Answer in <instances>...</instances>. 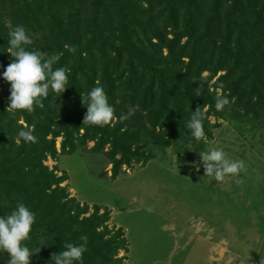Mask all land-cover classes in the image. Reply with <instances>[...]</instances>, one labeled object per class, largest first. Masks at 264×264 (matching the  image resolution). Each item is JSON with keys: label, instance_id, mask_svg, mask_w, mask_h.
I'll use <instances>...</instances> for the list:
<instances>
[{"label": "trees", "instance_id": "obj_1", "mask_svg": "<svg viewBox=\"0 0 264 264\" xmlns=\"http://www.w3.org/2000/svg\"><path fill=\"white\" fill-rule=\"evenodd\" d=\"M9 23L26 28L33 39L27 50L55 53L53 68L69 69L66 91L50 90L44 107L32 113L7 112L11 85L3 72L14 60ZM219 71L212 86L222 88L232 106L263 120L264 0H0V218L21 202L35 213L24 241L31 264H55L52 254L63 251L64 242L82 243L81 235L87 236V251L75 264H121L118 252L126 250L123 233L107 228V216L85 215L61 185L63 177L43 162L56 155L59 135L62 152L91 140L98 148L111 141L109 125H83L82 95L99 82L114 108L147 113L152 137L195 143L187 123L195 105L214 108L218 93L208 84ZM139 119L136 112L130 117L137 124ZM130 120H119L120 126L133 128ZM25 125L36 143L16 142ZM128 138L137 139L138 132ZM8 260L0 252V264Z\"/></svg>", "mask_w": 264, "mask_h": 264}, {"label": "rangeland", "instance_id": "obj_2", "mask_svg": "<svg viewBox=\"0 0 264 264\" xmlns=\"http://www.w3.org/2000/svg\"><path fill=\"white\" fill-rule=\"evenodd\" d=\"M222 73L208 84L220 95L222 88L212 84ZM231 104L220 111L215 106L208 109L205 139L187 144L152 137L147 113L139 107L135 108L139 127L130 118L133 128L120 126L118 117L127 113L125 106L117 107V119L108 127L110 142L98 148L91 140L62 152L59 135L54 138L56 155L43 162L63 177L61 185L85 208V215L104 213L107 228L123 233L126 250L118 252L121 264H260L264 118ZM135 131L138 138H128ZM216 146L230 159L244 161L241 184L235 183L237 177L216 182L204 176L200 152Z\"/></svg>", "mask_w": 264, "mask_h": 264}, {"label": "clouds", "instance_id": "obj_3", "mask_svg": "<svg viewBox=\"0 0 264 264\" xmlns=\"http://www.w3.org/2000/svg\"><path fill=\"white\" fill-rule=\"evenodd\" d=\"M10 29L8 40V53L14 58L6 70L3 78L10 83L9 106L7 112L27 111L32 113L36 107L43 108V100L47 99L49 91L60 95L68 88L69 69L64 67L53 68L58 60V55H49L41 50H27L26 46L32 45L33 39L23 25H7ZM68 51L74 52L71 46H65ZM203 85L195 88V95L201 96ZM82 102L87 107L83 125L106 126L117 119L115 109L108 102V97L102 86L97 82L87 97L82 95ZM230 103L226 96L217 94L215 97V108L217 111ZM207 105L197 108L187 123L192 136L200 141L205 139L203 121L207 118ZM135 114V108L129 107L127 114L122 113L119 120L125 121ZM17 143H36L37 138L33 135V129L27 125L23 126L17 133ZM205 175L212 177L216 182H224L227 177H237L235 183H242L239 175L246 171L242 160L230 159L222 147H209L206 151L200 152ZM199 171V168H197ZM36 222V216L24 203H18L16 209L0 218V252L9 255L7 264H31L33 253L24 241L30 239L32 226ZM82 243L75 244L64 242L63 251L52 254V261L55 264H75L82 261L83 254L87 251V236L81 235ZM264 264V256L260 260Z\"/></svg>", "mask_w": 264, "mask_h": 264}]
</instances>
